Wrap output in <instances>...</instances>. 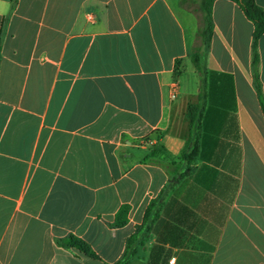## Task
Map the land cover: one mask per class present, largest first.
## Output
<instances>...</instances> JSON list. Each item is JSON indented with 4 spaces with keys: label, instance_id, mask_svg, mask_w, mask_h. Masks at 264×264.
<instances>
[{
    "label": "crops",
    "instance_id": "1",
    "mask_svg": "<svg viewBox=\"0 0 264 264\" xmlns=\"http://www.w3.org/2000/svg\"><path fill=\"white\" fill-rule=\"evenodd\" d=\"M187 2L16 0L11 10L0 0V264L121 258L168 179L164 164L178 162L198 99L190 57L202 11ZM211 18L199 159L131 264H264L253 27L229 0H215ZM257 49L264 95V34ZM126 204L127 223L114 228ZM68 236L97 258L56 246Z\"/></svg>",
    "mask_w": 264,
    "mask_h": 264
},
{
    "label": "trees",
    "instance_id": "2",
    "mask_svg": "<svg viewBox=\"0 0 264 264\" xmlns=\"http://www.w3.org/2000/svg\"><path fill=\"white\" fill-rule=\"evenodd\" d=\"M214 1L215 0H201L200 2L202 11V26L199 33L200 46L194 49L190 57V61L199 77V92L197 102L188 106L185 112V119L188 122L187 139L178 157V162L169 161L164 164V168L168 173V179L158 194L149 201L141 223L135 227L134 232L126 239L124 252L115 264H131L134 261L144 260L146 258L147 243L150 234L160 218L167 198L177 185L195 171L200 153L202 118L206 108V60L213 31L211 12ZM229 1L235 3L240 8L253 27L250 68L253 87L264 118V95L259 79V54L257 49L258 41L264 34V9L259 7L255 0ZM15 3L16 0H12L11 10ZM7 20L8 17L3 20L2 29L6 25ZM164 152V149H158V151L153 154H164ZM129 210L130 206L127 204L120 206L112 224L114 228H121L126 225ZM55 244L64 249H77L87 257L97 258L87 243L74 236H68L61 240L57 239L55 240Z\"/></svg>",
    "mask_w": 264,
    "mask_h": 264
},
{
    "label": "rangeland",
    "instance_id": "3",
    "mask_svg": "<svg viewBox=\"0 0 264 264\" xmlns=\"http://www.w3.org/2000/svg\"><path fill=\"white\" fill-rule=\"evenodd\" d=\"M186 9L189 12L194 13L195 15H199L200 12V0H188L186 3Z\"/></svg>",
    "mask_w": 264,
    "mask_h": 264
},
{
    "label": "built area",
    "instance_id": "4",
    "mask_svg": "<svg viewBox=\"0 0 264 264\" xmlns=\"http://www.w3.org/2000/svg\"><path fill=\"white\" fill-rule=\"evenodd\" d=\"M89 20H90V21H93V17H92V16H89Z\"/></svg>",
    "mask_w": 264,
    "mask_h": 264
}]
</instances>
